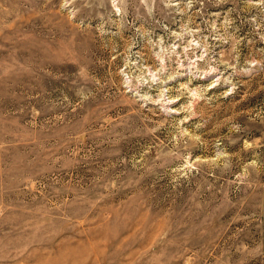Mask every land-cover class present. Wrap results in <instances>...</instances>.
I'll list each match as a JSON object with an SVG mask.
<instances>
[{
  "label": "rangeland",
  "instance_id": "1",
  "mask_svg": "<svg viewBox=\"0 0 264 264\" xmlns=\"http://www.w3.org/2000/svg\"><path fill=\"white\" fill-rule=\"evenodd\" d=\"M0 264H264V0H0Z\"/></svg>",
  "mask_w": 264,
  "mask_h": 264
}]
</instances>
